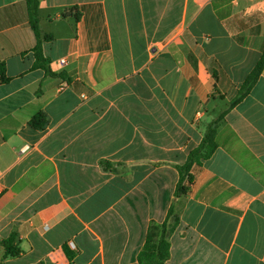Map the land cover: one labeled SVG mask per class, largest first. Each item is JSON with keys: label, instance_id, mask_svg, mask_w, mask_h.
<instances>
[{"label": "crops", "instance_id": "0c3cea01", "mask_svg": "<svg viewBox=\"0 0 264 264\" xmlns=\"http://www.w3.org/2000/svg\"><path fill=\"white\" fill-rule=\"evenodd\" d=\"M39 28L50 71L26 0H0V264H141L167 220L165 264H264V67L233 105L264 0H39Z\"/></svg>", "mask_w": 264, "mask_h": 264}, {"label": "trees", "instance_id": "16d2710c", "mask_svg": "<svg viewBox=\"0 0 264 264\" xmlns=\"http://www.w3.org/2000/svg\"><path fill=\"white\" fill-rule=\"evenodd\" d=\"M31 27L33 28L35 35L37 37V45L35 47V68H43L46 71H50L48 65L50 61L45 58L43 55L41 32L39 28V0H26ZM46 39V38H45ZM264 67V52L260 62L258 63L256 69L253 73L248 77L244 85L242 86L241 93L239 94L236 101L233 105L237 104L243 98H245L251 91L252 87L256 83L257 79L260 76V73ZM1 76L5 81L6 72L4 67H1ZM53 75V74H51ZM46 116L43 113H40L31 121V125L37 129H43L46 125ZM218 145L216 142V129L210 128L206 136L202 142V144L190 153L188 162L181 168V179L177 185L176 195H184L187 193L188 188L184 186L185 180H188L189 183L192 182V175L190 174V170L192 166L196 163H201L202 160H206L212 156V154L216 151ZM172 215V211L169 212V217ZM177 222H175L174 226H170L169 221H165L161 225H157L153 223L147 233L145 245L143 250L140 252L138 259L141 264H165V262L170 257V242L169 236L173 228L175 227ZM5 248V258L7 257H17L20 255L21 250L16 245V236L13 234L9 239L3 242Z\"/></svg>", "mask_w": 264, "mask_h": 264}, {"label": "built area", "instance_id": "2783aa9c", "mask_svg": "<svg viewBox=\"0 0 264 264\" xmlns=\"http://www.w3.org/2000/svg\"><path fill=\"white\" fill-rule=\"evenodd\" d=\"M62 62H64V60H62ZM27 148H25L24 150H23V152L26 150Z\"/></svg>", "mask_w": 264, "mask_h": 264}]
</instances>
